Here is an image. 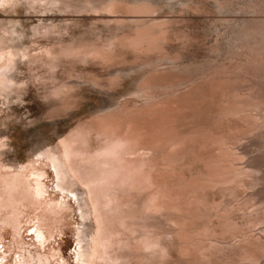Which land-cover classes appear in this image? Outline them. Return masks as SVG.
Returning a JSON list of instances; mask_svg holds the SVG:
<instances>
[{"label":"bare ground","instance_id":"obj_1","mask_svg":"<svg viewBox=\"0 0 264 264\" xmlns=\"http://www.w3.org/2000/svg\"><path fill=\"white\" fill-rule=\"evenodd\" d=\"M10 1L0 0V5ZM29 1L30 5L35 9H41L42 12L67 10L73 13L94 12L93 14H100L101 17L91 18L102 21L104 25L128 19L129 17L125 16L131 15L98 0H78L76 5L71 0ZM48 20L52 22L38 26L36 32L49 37L59 35V38H54L56 42L51 46H43L33 52L22 54L24 59L29 58L28 65L31 70H38L39 68L36 69L35 66L40 64L46 67V72L37 73L34 78L39 83L42 82L41 85L48 87L47 96L58 100L61 109L67 112L73 108L69 95L76 81H59L61 73L59 70L64 68L65 64H88L92 61V63L111 64L118 59L116 55L118 47L125 53L147 52L148 45L145 41L147 32L143 30L138 32L137 29L138 35L134 31L133 37L136 36V39L130 38L131 36L126 37L120 44H115L114 48L110 46V49H103L99 46L77 44L72 39V28L80 23L79 20L73 25L63 24L60 22L61 18L60 23L55 22L57 18L55 20L50 17ZM65 34H68L70 41H67L68 37H64ZM2 49L4 48L0 46V63H2L0 91L17 92L20 90V84L8 73L18 62L19 54L10 50L1 53ZM156 65L157 63L155 67ZM154 78L156 77H153V80ZM165 79L156 78L158 81L153 83L157 86L163 84ZM220 84L217 82V88L213 84L216 89L211 85L217 92H222L220 100L215 96L209 98V90L207 93L194 90L186 98L178 97L173 98V101L151 103L145 106L146 109L142 110L145 112L143 114L140 112L142 115L138 116H133L134 114L127 116L126 112L121 111H119L121 113L94 112L90 120L78 121L67 133H56L60 139L63 137L57 146L62 161L59 155L51 153L53 149L47 148V144L40 143L34 147L35 155L46 158L56 171L57 188L71 192L64 183L67 177L70 184L73 181V185L77 186L79 183L81 187L87 189L85 196L89 203L87 205L84 201V206L87 208V213H91L93 217L95 234L89 237L90 253L88 254H84L83 243L80 240L77 242L81 264L85 262L87 264H208L215 258L220 260L219 264H264V235H262L264 227H260L262 233L254 230V227L257 229L258 223L264 224V205L260 204L264 201L262 200L264 193L258 194L260 189L257 187L264 182V168L261 167L264 163L261 166H257L258 163L254 165L251 158L244 157L247 154L246 150V152L236 150L245 137L255 136L252 130L256 128L252 127L258 120L260 122V119H257L255 113L254 116L257 117L253 119L257 121L252 123L248 117L253 114L251 113V116L248 114L259 102L256 104L254 100L252 101L251 97L254 93L249 98L246 94V97L242 98L240 89L237 90L238 93L231 94L233 90L231 92L228 87H218ZM144 87L148 88V86ZM139 90L141 91L140 88ZM145 92L140 93L145 95ZM215 99L219 104L217 110H215ZM260 107L258 110H261ZM188 109L191 112H185ZM202 123L205 126L215 123L218 125L217 130L206 134L207 129H203V125L200 126ZM245 123H248L250 128H246ZM258 128L261 132L264 131V121L258 123ZM203 134H206L205 139H202ZM158 144L165 150H158L160 149L157 147ZM3 145L0 143V146ZM208 145L219 147L220 152L216 151L217 149L215 153L201 151L202 147ZM167 146L168 149L172 148V151H167ZM261 148L264 150V146ZM257 153L259 154V150ZM2 155L4 153H1L0 157ZM0 161L5 167L13 162L8 159H0ZM192 165L194 168H191ZM188 168L191 171L190 176H186L189 172ZM62 174L65 177H62ZM33 180H27L21 173L14 178L10 175L0 181L2 230L5 210L14 208L16 203H23L24 197L29 203H34L33 206L41 203L45 190L37 182L31 183ZM242 192H249V195L248 193L246 195L247 199L245 198L247 201L253 200L258 195L263 197L260 202L258 201L259 203L257 202L260 206L251 211L252 215L248 211L251 216L240 215V211H245L244 209L247 208L248 202L234 203L238 202L235 199H238ZM213 195L217 197L215 200ZM232 196L235 198L233 202L229 199ZM250 203L252 204V201ZM58 207L63 209V205ZM39 209L43 210V205ZM48 209L55 217L61 216V209L58 210L56 205H50ZM245 214L247 213L243 215ZM159 216H167V222L169 220L173 224L171 230L156 231L159 226L156 227L155 221ZM214 218L219 221L218 224L213 222ZM27 221L30 228L34 227L38 241L43 240V244L53 236L52 228H44L37 214L28 215ZM21 222L22 219L15 228L13 236L21 233ZM217 226L219 228H216ZM225 234L227 235L222 238ZM169 235H171L170 239H168ZM0 237L6 240L2 231ZM77 237H81V234L78 233ZM16 247L19 248L14 240L13 246H9L8 251L14 255L18 254L15 258L17 264L24 262L26 255L20 248L19 251H15ZM216 247L229 249L231 255H236V258L231 255L216 257L214 253ZM82 253L87 255V261L82 262ZM3 257L7 259L6 256ZM35 263L41 264V261Z\"/></svg>","mask_w":264,"mask_h":264},{"label":"rangeland","instance_id":"obj_2","mask_svg":"<svg viewBox=\"0 0 264 264\" xmlns=\"http://www.w3.org/2000/svg\"><path fill=\"white\" fill-rule=\"evenodd\" d=\"M11 1L0 5V46L4 48L1 53L10 50L19 54L18 62L8 74L20 84V90L13 93L0 91V143L4 144L0 146V154L4 153L0 159L13 161L6 167L0 161V181L10 175L14 178L22 173L29 181L35 177L31 183L37 182L45 192L41 203H36L37 206H33L34 203H29L24 197L23 203H16L14 208L11 207L4 211L3 230L0 223V235L2 231L6 236L7 247L0 254V264H16L15 258L18 254L14 255L8 251V247L13 246L14 240L26 255L25 261L17 264H39L35 261H41V264H81V259L78 256L77 242L79 240L83 243L84 254L90 253L89 237L95 234V226L91 213H87V208L84 206V201L87 205L89 203L85 196L87 189L81 187L79 183L77 186L73 185V181L70 184L67 177L64 183L71 192L57 188L56 171L46 158H39L35 155L34 147L45 143L48 145L47 148L53 149L51 153L59 155V159L62 161L57 146L63 137L60 139L56 133H67L78 121L90 120L94 112H126L127 116L132 114L138 116L142 115L145 112L142 110H145L151 103L173 101L178 97L186 98L194 90L202 93H207L209 90V98L215 96L220 100L222 92H217L215 89L217 82L219 84L221 82L218 87H228L231 92L233 90L231 94L238 93L237 90L240 89L239 93L241 92L242 98L247 95L249 98L254 93L255 96L253 94L251 97L252 101L259 102V107L261 105V110H258L257 105L255 107L257 109L253 108L252 112L248 114L249 116L253 114L248 117L252 123L260 119V122L258 120L254 125L255 127L251 126L256 128V130H252L255 136L245 137L241 146L238 144L239 146L235 147H237L236 150L239 149L238 152L247 151L248 155L246 154L244 157L251 158L254 165L258 163L257 166H261L264 163V150L261 148L264 146V131L261 132L258 128V123L264 121V101H261V99L264 100V0H98L117 7L116 9L119 11L123 10L122 12L131 14L125 16L129 17L128 19H122L109 25H104L98 19H92L101 17L100 14H93L94 12L73 13L71 10L42 12L41 9H35L30 5L29 0ZM71 1L75 5L78 4V0ZM50 17L55 20L57 18L56 23L62 22L67 25H73L79 20L80 23L72 28V39L77 44L110 49V46L114 48L115 44H120L126 37L131 36L130 38L134 39L135 33L138 35L137 31L143 30L147 32L145 41L150 48L147 46V52L144 53L136 51L125 53L118 47L116 53L118 59L112 61L111 64L92 63L93 61L88 64H65L64 68L59 70V73L61 72L59 81H76L71 87L69 95L73 108L67 112L61 109L58 100L47 96L48 87L41 85L42 82L39 83L34 78L37 73L46 72V67L40 64L35 66L36 69L39 68L38 70H31L28 65L29 58L25 57L24 59L22 54L33 52L43 46H51L56 42L54 38H59V35L49 37L36 32L38 26L52 22V20H48ZM64 37H68V34H65ZM69 38L67 41H70ZM156 63V67L159 65L157 68L155 67ZM1 66L2 63H0V72H2ZM153 77L158 80L162 77L166 79L163 84L156 86L153 81L158 80L156 78L153 80ZM144 86H148V88ZM139 88L142 93L146 91L145 95L148 97L140 93ZM147 89L152 90V93ZM217 99L214 100L215 110L219 107ZM185 112L191 111L188 109ZM255 113L259 118L254 116ZM253 117H257V119H253ZM200 126L207 129L205 133L208 134L210 131L217 130L218 125L212 123L205 126L202 123ZM244 126L250 128L248 123H245ZM234 132L236 133V131ZM206 134L201 135L202 139H205ZM157 147L160 148L158 150L163 149L159 144ZM168 148L169 146L166 147L167 151H172V148ZM218 148L208 145L202 147L201 151L220 152ZM215 149L217 150L215 151ZM190 164L192 163L190 162ZM193 165L191 168H194ZM221 166L225 167L226 165ZM261 167L264 168V166ZM187 170L189 172L186 176H190V168ZM62 177L65 175L62 174ZM263 184L264 182L257 185L260 189L258 191L257 188L258 194L264 193ZM247 193L249 195V192ZM247 193L242 192L237 197L238 199L233 196V198L229 197L232 202L234 199L238 200V202H234L237 204L248 202L245 211H240V215L244 217L251 216L253 210L261 203L264 205V201L260 202V199L263 198L261 195L247 201ZM216 198V195H213V199ZM255 203H257L256 206ZM41 205H43V210L39 209ZM50 205H56L58 210L61 209L58 206L63 205V209L60 211L61 216L55 217L50 213L48 211ZM253 205L254 207H252ZM248 211L251 215L248 214ZM245 212L247 214L243 215ZM33 214H37L39 220L44 224V228H52L54 232L53 236L44 244L43 240L38 241L36 235L29 231L30 224L27 217ZM21 219V233L13 236ZM166 219L167 216H159V219L155 221V223L157 222L156 227H159L157 229L154 227V229L156 231L171 230L173 224L169 220L167 222ZM213 222L219 223L216 218ZM263 225L258 223L257 229L254 227L255 232L262 233L260 229L264 227ZM162 226L164 227L162 228ZM225 231L223 230V232ZM78 233L81 234V237H77ZM170 238L171 235L168 236V239ZM222 247H220L222 250L216 247V252L214 249L216 257L232 254L229 249ZM19 248L16 247L15 251H19ZM3 256H6L7 259ZM231 256L236 258V255ZM81 257L82 262L83 260L87 261V255L82 253ZM219 262L220 260L215 258L209 263L219 264ZM85 264L87 263L85 262Z\"/></svg>","mask_w":264,"mask_h":264}]
</instances>
